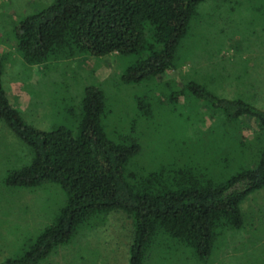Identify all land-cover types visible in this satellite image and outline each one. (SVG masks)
Returning a JSON list of instances; mask_svg holds the SVG:
<instances>
[{"label":"trees","instance_id":"obj_1","mask_svg":"<svg viewBox=\"0 0 264 264\" xmlns=\"http://www.w3.org/2000/svg\"><path fill=\"white\" fill-rule=\"evenodd\" d=\"M204 1L54 0L15 24V48L25 64L41 66L115 53L126 60L119 83L138 85L174 66L190 20ZM4 60L0 56V122L27 148L30 159L10 169L3 182L23 189L52 183L63 201L48 225L0 264H39L91 219L115 210L132 221L128 264H145L152 251H163L164 243L206 260L219 238L242 228L241 203L264 187V110L195 81L171 87L165 95L170 108L163 111L176 117L164 130L168 143L157 150L153 140L162 135L152 139L135 120L125 124L120 116L110 118L106 93L88 84L75 111L64 109V123L39 129L9 102L1 82ZM180 97L183 106L195 104L196 121H203L199 105L212 118L217 115L208 127L193 129L188 140L182 134L191 123L174 126L190 119L179 111ZM136 107L140 119L157 118L149 94L136 97ZM243 118L257 123L251 139L239 131ZM219 123L229 130H219ZM150 144L156 149L150 152L152 161H157L144 165L141 158Z\"/></svg>","mask_w":264,"mask_h":264},{"label":"rangeland","instance_id":"obj_2","mask_svg":"<svg viewBox=\"0 0 264 264\" xmlns=\"http://www.w3.org/2000/svg\"><path fill=\"white\" fill-rule=\"evenodd\" d=\"M53 1L0 0V56L5 59L2 86L11 105L35 127L47 130L53 124L64 123V109L75 111L88 84L106 93L110 118L120 116L125 124L135 120L137 128L143 126L152 139L162 135L153 140L157 150L168 143L169 133L164 130L176 117L163 111L170 108L165 95L171 87L181 88L195 81L219 96L241 98L264 110V0L200 3L190 20L188 34L181 40L174 66L160 77L138 85L119 83L118 75L126 60L115 53L104 57L79 56L45 66L25 64L15 48L14 26ZM145 94L152 97L155 108L151 111L157 116L149 123L150 119H140L136 107V97ZM184 100L180 97L179 111L183 119H190L174 126L184 127L190 122L182 134L188 140L193 129L208 127L217 115L213 113L212 118L211 111L199 105L198 115L203 121H196L195 104L192 108L188 104L183 106ZM240 123L243 128L239 131L251 139L257 123L248 118ZM220 126L219 130H229L224 124ZM179 140L172 139L180 144ZM154 145L145 149L141 158L144 165L157 161L150 156L156 150H151ZM29 159L27 148L0 122V262L17 253L25 241L47 226L63 201L61 190L52 183L31 189L4 184L6 173ZM209 159L210 156L201 157ZM240 208L242 228L229 230L219 238L208 259L195 260L187 251L164 243L163 251H152L145 264H264V187L248 195ZM132 232L131 218L125 212H108L91 219L69 244L59 246L39 264H128Z\"/></svg>","mask_w":264,"mask_h":264}]
</instances>
